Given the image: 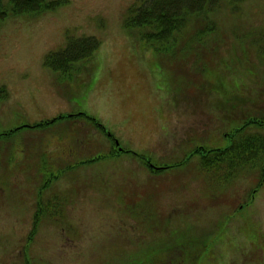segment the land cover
I'll use <instances>...</instances> for the list:
<instances>
[{
	"label": "rangeland",
	"instance_id": "374dc122",
	"mask_svg": "<svg viewBox=\"0 0 264 264\" xmlns=\"http://www.w3.org/2000/svg\"><path fill=\"white\" fill-rule=\"evenodd\" d=\"M11 1H0V264H264V0L209 1L174 55L126 26L145 0L24 13ZM86 37L101 43L91 61L46 65ZM242 93L256 99L244 109ZM95 121L124 154L103 158ZM238 130L235 141L262 140L249 151L260 165L212 168L208 155L206 168L203 153Z\"/></svg>",
	"mask_w": 264,
	"mask_h": 264
},
{
	"label": "trees",
	"instance_id": "16d2710c",
	"mask_svg": "<svg viewBox=\"0 0 264 264\" xmlns=\"http://www.w3.org/2000/svg\"><path fill=\"white\" fill-rule=\"evenodd\" d=\"M1 1V0H0ZM19 1H22L29 11L20 12L18 10ZM12 0V6L15 8V12H32L30 8L38 7L45 3V0ZM212 0H145L139 4L133 6L130 16L128 18L127 27L140 29V35L142 40L153 46L159 53H167L172 55L173 51H176L179 39L177 35L180 34L187 25V18L189 15H197L204 12L207 3ZM245 0H241L243 2ZM1 4V3H0ZM46 5H48L46 0ZM49 9V8H48ZM39 11V10H35ZM45 10H41L36 14H40ZM16 12V13H17ZM173 19V20H172ZM134 28V29H135ZM150 30V34L146 33V30ZM147 34V40L145 36ZM162 34L163 37L160 36ZM101 43L94 37H86L80 39H68L64 49L56 53H51L46 58V64L56 71L62 73L70 72L68 69L72 65L79 62H89L94 58L95 53L100 48ZM172 51V53H169ZM174 55V54H173ZM85 65V64H84ZM64 71V72H63ZM98 126L102 127L100 124ZM104 130V128L102 127ZM262 140L255 136H245L239 138L238 141L232 142L227 149L207 150L203 153L202 161L205 164L207 156L210 154L226 157L227 161L231 162V167H239L240 165L246 166L260 165L256 161H253L250 156L254 154L249 152L252 149H256L258 144ZM260 154H264V150L259 149ZM225 153V154H223ZM250 153V154H249ZM257 159V158H256ZM258 161V159H257ZM239 165V166H236Z\"/></svg>",
	"mask_w": 264,
	"mask_h": 264
},
{
	"label": "flooded vegetation",
	"instance_id": "af4514ba",
	"mask_svg": "<svg viewBox=\"0 0 264 264\" xmlns=\"http://www.w3.org/2000/svg\"><path fill=\"white\" fill-rule=\"evenodd\" d=\"M262 87H264V83H263ZM242 94L245 95L247 98H245L244 100L242 99L243 100V101L241 100L242 102L241 101L240 102H237L238 106L241 103L240 107H242L244 104H246L248 102H251L252 103L254 100H256L255 97H252L251 98L246 93H242ZM259 95H261V92L259 93ZM248 98H250V99H248ZM67 116H69V115H67ZM108 137L111 138L110 135H108ZM110 144H111V146H110ZM104 148H105V153H107V155H108V158L113 153H117V152H115V150H118L119 153L122 152V150H121L122 148L120 147V145L116 142V139H114V138H112V140H110V142H109V148H106V147H104Z\"/></svg>",
	"mask_w": 264,
	"mask_h": 264
}]
</instances>
